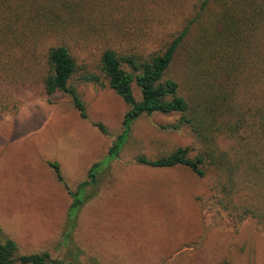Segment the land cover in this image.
I'll return each instance as SVG.
<instances>
[{"label": "rangeland", "instance_id": "1", "mask_svg": "<svg viewBox=\"0 0 264 264\" xmlns=\"http://www.w3.org/2000/svg\"><path fill=\"white\" fill-rule=\"evenodd\" d=\"M115 1L132 12L138 10L139 18L106 21L97 35L69 39L79 68L70 83L85 103L87 119L80 116L68 94L46 92L45 51L31 53L17 47L8 54L0 52V241L19 233L21 254L48 252L52 258L77 264H264L263 151L252 156L255 167L241 165L243 174L234 176V185L226 176L220 178L217 166L211 164L207 174L199 177L184 165L154 168L136 161L138 156L154 159L179 147H188L191 157L202 152L188 127L164 128L177 121V114L140 116L110 171L100 177L105 182L128 181L121 189L126 197L108 200L109 218L104 222L112 232L108 246L114 249L111 244L121 243L117 246L131 251L104 249L96 242V231L104 229H93L91 219L100 209L87 212L83 223V213L97 200L81 210L78 229L65 244L71 192H76L95 162L108 156L129 110L109 86L84 82L81 75L86 70L99 73L102 51L108 45L133 44L134 31L145 32L138 37V46L146 53L162 47L196 2L166 0L170 6L166 10L156 0ZM117 9L118 15L124 14L120 6ZM172 73L187 96L183 57L177 59ZM133 91L140 99L135 83ZM98 122L108 134L94 126ZM219 141L222 150L242 155L248 165L249 146L237 149L227 137ZM53 161L61 164L69 189L57 184L48 165ZM85 193L82 190L80 196ZM20 195L22 204L16 202Z\"/></svg>", "mask_w": 264, "mask_h": 264}, {"label": "trees", "instance_id": "2", "mask_svg": "<svg viewBox=\"0 0 264 264\" xmlns=\"http://www.w3.org/2000/svg\"><path fill=\"white\" fill-rule=\"evenodd\" d=\"M156 1L165 4L166 10L170 7L166 0ZM118 6L124 14L118 15ZM136 13L138 10L132 12L115 0H0V52L8 54L17 47L31 53L45 51L46 92L68 94L80 116L87 119L85 103L70 83L79 69L70 36L74 41L97 35L104 22L131 21L135 15L139 18ZM141 34L145 32L134 31V43L126 47H121V43L118 47L108 45L99 59V73L85 69L81 75L84 82L109 86L129 110L108 156L95 162L76 192H71L66 240L76 227L79 210L91 197L86 193L81 197V191L86 192L89 185L98 182V175L117 157L132 124L142 115L177 114V121L164 128L188 127L203 147L194 157L188 147H179L154 159L138 156L136 161L143 165L154 168L184 165L204 177L207 165L211 164L217 166L220 178L226 176L234 185V176L243 174L241 165L255 167L252 156L264 152V0H196L181 28L162 47L148 53L139 48ZM180 57L187 96L172 73ZM134 83L141 90L140 99L134 95ZM93 124L103 134L109 133L103 123ZM221 137L233 139L237 149L242 144L250 147L248 165L242 155L220 148ZM51 166L58 181L69 189L59 163L54 161ZM0 264L77 263L52 258L48 252L21 254L16 241L6 238L0 241Z\"/></svg>", "mask_w": 264, "mask_h": 264}, {"label": "crops", "instance_id": "3", "mask_svg": "<svg viewBox=\"0 0 264 264\" xmlns=\"http://www.w3.org/2000/svg\"><path fill=\"white\" fill-rule=\"evenodd\" d=\"M55 162H57V161H55ZM111 162L109 163L108 167L103 171V173H101L99 175L98 182L96 184H92V185H89L87 187L86 195L90 194L91 197L88 198V200L85 202V204L79 210V212L77 214V217H76V227L72 231V235H73V232L76 231V229H78V226H79L78 225L79 224L78 223V216H79V213L81 212V210L83 208H85L90 202H93V201L97 200L95 205H93L92 207H87L88 208L87 211H85L83 213V216H82L83 223H86V220L88 218V213L87 212H90L93 209H100V212L96 211L93 214L92 219H91V222H92V225H93V229L97 230L98 228H100V226L104 229V230H101V232H99L100 231L99 229H98L99 231H96V233H97L96 234V242L98 241V243H100L101 246H104L103 247L104 249H109V250H112V251L124 250V251L128 252V251H131V250L130 249H126L124 247L123 248L119 247V246H122L121 243H119V242H118L119 244H117L119 246L111 244L113 246H116L114 249H112V247L108 246L111 243L110 242V235H111L112 232L108 228L105 227L106 223L104 222V220L109 218V216L105 213V208L107 207L109 199L113 200L115 198L121 199L122 197H126V194L121 189L126 184V182H128V181H107V182L101 181L100 177L103 176L106 172L110 171ZM51 163L48 164L50 167H52ZM59 165H60V168H61V164L60 163H59ZM52 170L54 171L53 168H52ZM3 171L5 172L6 170H3ZM54 175H55L57 184L60 185L61 182L58 181L55 172H54ZM89 189H91L92 191H94V190H96V191H94V194L88 193ZM21 196L22 195H20V197L16 200V202H18L19 204L20 203L22 204L24 202V199ZM69 209H70V207H69ZM69 209H68V212H69ZM68 212H67V218H66V223H65V228H64L65 229V234H64V242H65V244H66V242H67V244H69L71 242V240H72V235H71L70 239L66 240V233H67V230L69 229V226H68ZM79 222H80V220H79ZM19 236H20V234L17 233V234H15V235H13V236H11L9 238L13 239L18 244L19 243V240H18ZM18 246H19V244H18ZM19 251H20V249H19Z\"/></svg>", "mask_w": 264, "mask_h": 264}]
</instances>
